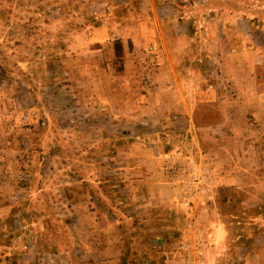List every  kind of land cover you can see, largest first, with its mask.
I'll list each match as a JSON object with an SVG mask.
<instances>
[{
	"label": "rangeland",
	"instance_id": "1",
	"mask_svg": "<svg viewBox=\"0 0 264 264\" xmlns=\"http://www.w3.org/2000/svg\"><path fill=\"white\" fill-rule=\"evenodd\" d=\"M190 7L0 0V264H264V0Z\"/></svg>",
	"mask_w": 264,
	"mask_h": 264
},
{
	"label": "crops",
	"instance_id": "2",
	"mask_svg": "<svg viewBox=\"0 0 264 264\" xmlns=\"http://www.w3.org/2000/svg\"><path fill=\"white\" fill-rule=\"evenodd\" d=\"M115 3H117V5H125L126 7H131L134 0H114ZM195 2V0H138V5H139V11L143 10V13L146 14L148 11V14L152 13L153 15H155V18L157 20H164L165 16H177V18H175L176 22L174 24V27H178V26H182V25H186L189 22V17H185L184 15H182V11H186L187 13L191 10L192 4ZM107 3L105 1H98L96 3H93L91 5V7H96L97 10L99 11H105L107 10L106 7ZM146 7V8H145ZM186 8V9H185ZM130 10V8H129ZM215 10H217L216 14H213L211 17H205L203 19V22L205 23V26H210L213 25V21L216 20L218 25H221L222 29H226L228 28L227 25V20L226 17H224V13L227 12L226 8H218V9H209L210 12H214ZM142 13V11H141ZM101 15V14H100ZM202 21V20H201ZM244 21H247L249 23V30L251 29L250 33H252V35L254 36V38H256V36H258V33H260V35H262L264 37V29H260L259 31L255 30L252 27L253 24V20H249L248 18H244V17H237V22L236 25L239 28H246ZM259 35V37H261ZM225 36L223 35V38ZM255 42V39H254ZM237 49L233 48L232 52H236ZM215 133V132H214ZM213 137L216 139L217 135L213 134ZM201 152L203 154H206V151H202ZM223 151H221L222 153ZM239 155L238 157H240V161L242 163V166H246V164L248 165H253L252 163H250V160L255 157H257V159L259 160V163H261V158H263L264 156V148H257L254 146H251L248 150L241 149L240 152H238ZM207 155V154H206ZM208 161L205 160L204 163H199L200 165L205 164V168L207 170H211L213 172H218L222 169H227V168H231V163H225V165L219 167L218 165H220V159H222V155H220L219 153H208ZM216 159H218V161H216ZM222 163V162H221ZM255 163V161H254ZM224 176H220V180H223ZM226 181V179H225Z\"/></svg>",
	"mask_w": 264,
	"mask_h": 264
},
{
	"label": "trees",
	"instance_id": "3",
	"mask_svg": "<svg viewBox=\"0 0 264 264\" xmlns=\"http://www.w3.org/2000/svg\"><path fill=\"white\" fill-rule=\"evenodd\" d=\"M3 76H6L5 73H2ZM162 240L158 239V243H161ZM1 244V243H0ZM128 250H124L123 255H122V259L121 262L122 264H127V257H128ZM7 262V264H20V262H18L17 257H15L14 255H5V258L3 259Z\"/></svg>",
	"mask_w": 264,
	"mask_h": 264
},
{
	"label": "built area",
	"instance_id": "4",
	"mask_svg": "<svg viewBox=\"0 0 264 264\" xmlns=\"http://www.w3.org/2000/svg\"><path fill=\"white\" fill-rule=\"evenodd\" d=\"M203 182H204V179H200V177H199V178L196 177V179H195V184H196L197 186H202V185H203Z\"/></svg>",
	"mask_w": 264,
	"mask_h": 264
}]
</instances>
